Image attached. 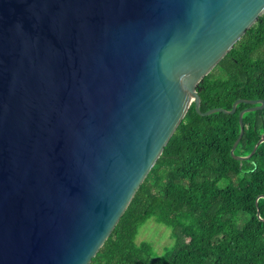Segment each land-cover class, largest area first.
Segmentation results:
<instances>
[{
    "label": "water",
    "instance_id": "obj_1",
    "mask_svg": "<svg viewBox=\"0 0 264 264\" xmlns=\"http://www.w3.org/2000/svg\"><path fill=\"white\" fill-rule=\"evenodd\" d=\"M264 0H0V264H90Z\"/></svg>",
    "mask_w": 264,
    "mask_h": 264
},
{
    "label": "trees",
    "instance_id": "obj_2",
    "mask_svg": "<svg viewBox=\"0 0 264 264\" xmlns=\"http://www.w3.org/2000/svg\"><path fill=\"white\" fill-rule=\"evenodd\" d=\"M201 111L232 110L237 100H264V14L198 85ZM234 114L202 116L190 107L162 155L90 264H264V142L246 161L231 150L240 132ZM235 155L264 139V109L246 113ZM154 217L175 243L157 258L136 242Z\"/></svg>",
    "mask_w": 264,
    "mask_h": 264
},
{
    "label": "rangeland",
    "instance_id": "obj_3",
    "mask_svg": "<svg viewBox=\"0 0 264 264\" xmlns=\"http://www.w3.org/2000/svg\"><path fill=\"white\" fill-rule=\"evenodd\" d=\"M172 229L166 225L159 224L154 217L150 218L139 230L136 242H149L152 244L154 254L157 258L163 256L166 249L172 247L175 240Z\"/></svg>",
    "mask_w": 264,
    "mask_h": 264
}]
</instances>
